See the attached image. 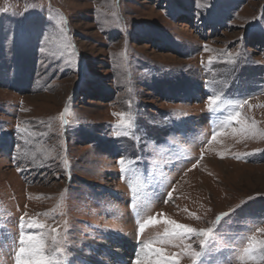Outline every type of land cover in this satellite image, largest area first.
Segmentation results:
<instances>
[{
  "label": "rangeland",
  "instance_id": "374dc122",
  "mask_svg": "<svg viewBox=\"0 0 264 264\" xmlns=\"http://www.w3.org/2000/svg\"><path fill=\"white\" fill-rule=\"evenodd\" d=\"M21 233L60 264H264V0H0V264Z\"/></svg>",
  "mask_w": 264,
  "mask_h": 264
},
{
  "label": "snow or ice",
  "instance_id": "6c2138e0",
  "mask_svg": "<svg viewBox=\"0 0 264 264\" xmlns=\"http://www.w3.org/2000/svg\"><path fill=\"white\" fill-rule=\"evenodd\" d=\"M43 36L44 40H47V36L45 35V29L42 28L40 30V37ZM40 51L46 52V48L41 47ZM211 61V57L209 58ZM218 98L209 96L208 97V104L207 107L209 110H213L215 106L217 105ZM243 103H247V101H243ZM121 124L124 123L123 121V114H120ZM185 115H187L185 113ZM228 122L235 121L237 124H241L242 127L240 129L241 132H247L250 129L243 127V121L241 120V113L237 111L234 115H230L227 117ZM18 130L21 132L27 131L26 129H19V126H17ZM219 133L213 132L211 136V141H214L217 139V135ZM119 135V134H117ZM124 135H128L127 132L124 133ZM23 139V137H22ZM251 155V153L249 154ZM119 163L123 166L124 160L121 158ZM195 167V165H193ZM17 171H23L22 169L18 168ZM121 171L123 172V167L121 168ZM135 191V190H133ZM168 196L171 197V192L168 193ZM168 202L167 200L165 201ZM143 209H140L137 211V215H140L142 213ZM235 211V209L233 210ZM231 213H221L219 216H217V223L220 222V220ZM25 222V217H20V225L23 226ZM161 221L158 219V215H149L146 219L143 220L142 223H139L138 225V235L143 233L146 226H151L155 224H159ZM168 227L164 230V237L167 239H183L187 236L191 235H200L203 237V239L200 240V245L203 247L207 240L210 238L211 234L213 233L212 228H203L197 230L196 228L192 227L191 225L179 223L174 219H168L165 218L163 221ZM28 227L30 229H43L45 227L44 224L37 222L36 220H30L28 222ZM53 231H56V229H53ZM38 233H28L24 234L21 233L19 236V247L15 252V264H60V262L55 259V257L49 256L47 254V250L45 248L44 241L42 237L38 238ZM143 248L142 251L144 252V258L141 259L139 253L137 254V258L135 261V264H177L176 260L173 257L165 255V250L161 247L154 246L152 241L148 242H142ZM257 250L264 251V240H256L255 237H252L249 242L248 246L244 249V252L248 253L249 255L254 254ZM192 256L194 258L193 264H196V260L201 256V252L193 251Z\"/></svg>",
  "mask_w": 264,
  "mask_h": 264
}]
</instances>
